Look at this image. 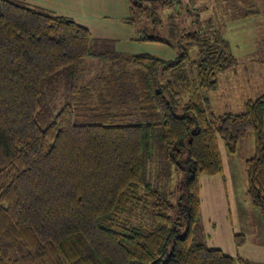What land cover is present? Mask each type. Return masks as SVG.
<instances>
[{"label":"trees","instance_id":"1","mask_svg":"<svg viewBox=\"0 0 264 264\" xmlns=\"http://www.w3.org/2000/svg\"><path fill=\"white\" fill-rule=\"evenodd\" d=\"M129 2L159 27L180 4ZM203 24L169 61L121 53L72 18L0 0V264H255L200 234V177L224 172L219 138L234 155L255 135L247 195L264 218V94L240 114L209 111L205 92L237 59L214 22ZM150 31L138 38L170 44ZM88 58L99 62L93 74ZM176 171L185 177L175 203Z\"/></svg>","mask_w":264,"mask_h":264},{"label":"rangeland","instance_id":"2","mask_svg":"<svg viewBox=\"0 0 264 264\" xmlns=\"http://www.w3.org/2000/svg\"><path fill=\"white\" fill-rule=\"evenodd\" d=\"M179 2L180 4H175L164 12L162 27L150 25L151 19L148 20V11L137 14L136 11L134 13L130 10V16L126 19L131 17V21L128 24L125 19L124 23L133 33L132 40L142 47L150 44L151 55L169 61L175 60L179 55V50L173 45L178 43L185 45V34L198 30L201 25H204V22L206 23V20H212L215 27L230 43L237 64L233 70L217 74L218 89L216 91L205 92L209 99V111L216 115L243 113L247 102L254 101L264 94V0H179ZM155 7H157L158 12L164 11L158 5ZM169 12H173L172 17L169 16ZM134 18L137 21H133ZM146 20L149 22V29L147 30L145 29ZM154 26L157 28L156 37L168 41L170 44L143 41L138 38V35L139 37H146L152 34L150 27L153 28ZM137 29L140 32L138 34ZM104 40L113 41L115 49L119 51L116 40ZM198 51V48L189 49L192 59H198ZM97 63L99 62L92 58L84 60V73H95ZM219 148L227 173L228 191L233 193L236 190L233 197H235V201L237 197L241 208L246 210V202L249 203V206L251 203L247 195L248 179L245 162L255 154V135L252 132L248 133L240 141L238 151L234 155L227 151L220 138ZM184 177L185 173L176 171L170 184L171 191L174 192L173 200L175 203L183 195L180 187ZM233 207L235 208V206ZM250 210L256 212L255 214L259 213L253 206H250ZM233 218L234 220L237 219L235 215ZM250 219L255 221L251 215ZM243 226H248V222L245 221ZM256 226L260 225L256 224ZM250 237L248 242L253 240L258 243L260 240L262 246L255 247L254 243L251 245L247 243V246L244 245L242 250L246 256L253 258H243L255 264H264V230H262L261 235L252 233Z\"/></svg>","mask_w":264,"mask_h":264},{"label":"crops","instance_id":"3","mask_svg":"<svg viewBox=\"0 0 264 264\" xmlns=\"http://www.w3.org/2000/svg\"><path fill=\"white\" fill-rule=\"evenodd\" d=\"M31 6L42 8L55 13L58 16L72 18L79 25L89 29L93 38L113 39L117 42L120 52L130 54H150V44L142 47L132 40L133 33L125 25L124 20L130 16L129 0H23ZM154 56V55H152ZM157 57V56H155ZM159 58V57H158ZM163 59V58H162ZM230 168V167H229ZM227 173L219 176L200 177L201 185V222L200 234L205 238L209 247L222 250L232 257H246L244 247L238 249L234 236L243 234L246 236V244L254 243V246H262L258 238L248 242L250 234L261 235L264 230V218L250 210L252 204L246 202V210L241 208L237 197L235 201L234 185L233 193L228 191ZM235 206V208L233 207ZM234 215L237 219L234 220ZM254 218L255 221L250 219ZM241 218V219H240ZM248 226H243L244 222ZM260 225V226H256ZM254 231V232H252Z\"/></svg>","mask_w":264,"mask_h":264}]
</instances>
